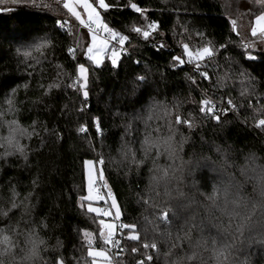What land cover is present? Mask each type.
I'll return each instance as SVG.
<instances>
[{
  "label": "trees",
  "instance_id": "1",
  "mask_svg": "<svg viewBox=\"0 0 264 264\" xmlns=\"http://www.w3.org/2000/svg\"><path fill=\"white\" fill-rule=\"evenodd\" d=\"M2 1L0 264H92L85 233L92 247H107L99 223L105 217L88 212L90 201L83 199L86 160L98 167L97 184L114 193L122 214L118 230L136 222V210L128 206L133 188L106 157L130 130L143 134L159 100L174 106L182 120L197 123L198 134L264 152V126H257L264 119V52L245 42L264 0H105L108 26L128 37L123 47L129 52L115 66L88 60L78 23L60 2ZM149 24L156 28L147 39L135 31ZM207 42L219 51L206 57L204 68L176 59L187 60L185 44L195 50ZM113 47L118 49L110 46V52ZM80 64L89 71L87 98L76 83ZM204 95L223 105L215 113L201 112ZM178 126L189 130L188 124ZM97 204L111 208V200ZM128 234L123 231L118 264H159L143 237L130 240Z\"/></svg>",
  "mask_w": 264,
  "mask_h": 264
},
{
  "label": "clouds",
  "instance_id": "2",
  "mask_svg": "<svg viewBox=\"0 0 264 264\" xmlns=\"http://www.w3.org/2000/svg\"><path fill=\"white\" fill-rule=\"evenodd\" d=\"M151 112L143 134L130 130L106 157L133 188L143 246L159 264H264V152L209 139L197 123L184 131L167 101Z\"/></svg>",
  "mask_w": 264,
  "mask_h": 264
},
{
  "label": "snow or ice",
  "instance_id": "3",
  "mask_svg": "<svg viewBox=\"0 0 264 264\" xmlns=\"http://www.w3.org/2000/svg\"><path fill=\"white\" fill-rule=\"evenodd\" d=\"M2 2V0H0ZM15 2V0H13ZM80 3L82 7L84 8L85 12L87 13L88 20L85 21L81 18L80 14L74 10V7L71 6L68 3L64 4V7L68 9L69 12L72 13L76 17L77 20L80 21L81 24L85 25L89 32L91 33V46L86 49V55L88 60L99 66L102 63L103 56L109 51V41L114 40L116 41V44H118L120 47L119 49L113 47V49L110 52L109 58L111 59L112 64L115 66L117 64V60L123 51V46L125 44V41L128 39L127 36L119 35L116 32L111 31L109 27L106 24H102L100 20V15L96 11V7H94V3L97 4L98 7L103 8L107 10L109 8V5L105 3V0H93V3H89V0H80ZM133 8L135 11L140 12L141 9L133 5ZM235 24V21L233 22ZM96 26V27H94ZM99 27L100 30L107 33V38L105 39H98L99 33L97 32L96 28ZM156 25L155 24H149L148 30L141 31L140 28H136L135 31L139 34H142L145 39L149 37L151 34V31L155 30ZM252 35L257 36L259 35L260 38L264 39V15L259 16L256 19V27L252 29ZM184 52L183 55L187 57V60L176 57L178 62L180 64L184 63H193L195 64L196 68L199 69L200 63L199 61H202L206 56L210 57L213 53L210 48L204 47L200 50H197L195 52L191 51L187 44L184 46ZM30 53H25V55H29ZM72 55H75V52H72ZM201 75L207 76L206 73H201ZM80 85L81 90H83V95L85 98L88 96V92L86 91L87 88V69L80 65L79 67V76L77 79V82ZM215 109V105L211 104L210 101L205 100L202 102L201 106V112L206 114H211ZM177 124L185 123L190 126V122L187 120H181L179 117H177L176 120ZM259 126H264V119H260L258 122ZM81 131H84V129H81ZM103 163L102 161L100 162ZM86 166L88 168V195L86 197H83L85 200L89 201H100L104 200L105 204H107L108 200H111V207L116 209L114 220L119 221L120 220V211L119 208L116 205L115 198L111 196V193L109 192L107 195V199L105 198V195L101 193L100 186L96 182V177L93 175L94 166L91 161L86 162ZM100 180H103V173H100ZM88 212L95 213L97 216H103V217H109L112 216V212L108 210L107 207L100 208V207H93L91 204L88 206ZM101 230H100V237L103 241V244L107 247L102 249H94L92 247V239L90 237V234L85 233L86 236H89V251L88 256L92 258V264H113V259L115 255H119L123 253V249L120 247V241L115 239L117 235V225L114 222H106L105 220L101 219L99 221ZM119 229L121 232L124 230H129V234L127 236V239L130 240H139V236L136 234L135 228L133 225L130 224H120ZM9 238L7 236L3 237L4 243H7ZM42 243V242H41ZM145 249L148 247L147 245L143 246ZM113 249L117 250L115 253H113ZM136 249H133V252H135ZM148 260H151V257H147ZM58 264H62V261L58 262ZM138 264H144V261L141 260L138 262Z\"/></svg>",
  "mask_w": 264,
  "mask_h": 264
},
{
  "label": "rangeland",
  "instance_id": "4",
  "mask_svg": "<svg viewBox=\"0 0 264 264\" xmlns=\"http://www.w3.org/2000/svg\"><path fill=\"white\" fill-rule=\"evenodd\" d=\"M57 2H60L62 5H63V8L68 12V14H69V17L70 18H72L73 20H75L78 24L76 25V27H77V36L80 38V41H83V39L85 38V55H86V49L88 48V47H90L91 46V43H92V40H91V33L89 32V30H88V28L85 26V25H83V24H81L80 23V21L79 20H77L76 19V17L74 16V15H72V13L71 12H69L68 11V9L67 8H65L64 7V4L65 3H68V4H70L71 6H73L74 7V10L76 11V12H78L79 14H80V16H81V18L83 19V20H85V21H87L88 20V16H87V13L85 12V10H84V8L82 7V5H81V3H80V0H56ZM7 2H9V1H7ZM5 3L6 2H0V4H4L5 5ZM89 3H93V0H89ZM106 3V2H105ZM262 3H264V2H262ZM107 4V3H106ZM94 7H96V11L99 13V15H100V20H101V22H102V24H106L107 26H108V24H107V22L105 21V19H104V17H103V12L105 11V9H103V8H100V7H98L97 6V4H95L94 3ZM261 15H264V12L262 13V14H260L259 16H261ZM258 16V17H259ZM257 17V18H258ZM256 18V19H257ZM94 27H96V26H94ZM109 27V26H108ZM254 27H256V20L254 21V24L253 25H249L248 26V28L246 29V32H247V34L249 33L250 35L248 36V37H246V43H250V45L252 46V49L253 50H257V51H263L264 52V39H262V38H260V36L259 35H257V36H253L252 35V29L254 28ZM96 30H97V32L98 31H101L102 32V34H104L105 35V32H103L102 30H100V28L99 27H97L96 28ZM237 31V30H236ZM103 35V36H104ZM103 36H100V35H98V39H104V37ZM205 47H207V48H210L211 50H212V52H214L215 53V55H217L218 53V51H219V49H217V48H214V47H212V45L209 43V42H207V45H205ZM204 48V47H203ZM200 49H202V48H197V49H195V50H192V49H190L191 51H193V52H195V51H197V50H200ZM217 50V51H216ZM121 54H122V52H121ZM120 54V56H119V58H118V60H117V64L119 63V60L121 59V57H122V55ZM108 55V56H107ZM87 56V55H86ZM109 56H110V51H108L104 56H103V58H102V63L99 65V66H101V65H103V63H105L107 60L108 61H110L111 62V59L109 58ZM107 57H108V59H107ZM207 57V56H206ZM206 57L202 60V61H199V63H200V67L199 68H204V66H205V63H206ZM112 63V62H111ZM92 64L93 65H95V66H97L96 64H94L93 62H92ZM80 65H83L86 69H87V84H88V67H87V65H85V64H80ZM80 65L78 66V70H77V72H78V76H79V67H80ZM193 65H195V64H193ZM196 67V66H195ZM83 91V90H82ZM86 91H87V88H86ZM88 161H91L92 162V164H93V166H94V171H93V175L96 177V182L98 183V181H99V171H98V167H97V165H96V163H95V161L94 160H86V162H88ZM86 162H85V164H84V166H85V181H86V196L88 195V168H87V166H86ZM89 201V200H88ZM116 201V200H115ZM99 201H90V204H91V206H93V207H99V205L97 204ZM116 205H117V207L119 208V211H120V220H121V217H122V214H121V210H120V207H119V205H118V203H117V201H116ZM109 211H111L112 212V216H109V217H105V219H103V220H105L106 222H114V223H116V225H117V231H118V222H120V220L119 221H115L114 220V216H115V212H116V209L115 208H109L108 209ZM94 249H102V248H105V247H102V248H98V247H93ZM89 251V250H88ZM92 259V258H91ZM61 261V260H60ZM59 261V262H60ZM62 264H64V262L62 261ZM114 264V263H113Z\"/></svg>",
  "mask_w": 264,
  "mask_h": 264
},
{
  "label": "built area",
  "instance_id": "5",
  "mask_svg": "<svg viewBox=\"0 0 264 264\" xmlns=\"http://www.w3.org/2000/svg\"><path fill=\"white\" fill-rule=\"evenodd\" d=\"M109 29H111L110 27H109ZM111 31H113L112 29H111ZM98 33H99V35L100 36H103L104 34H102V32L101 31H98ZM104 37V39L105 38H107V33H105V35L103 36ZM110 46H116V47H118V49H119V45L118 44H116V41H114V40H110L109 41V47ZM129 52V50L126 48V47H123V51H122V53H124V54H127ZM205 100H208V101H210L211 102V104H214L215 105V109H214V111L212 112V113H215L217 110H216V105H223V103L222 102H220V101H216L212 96H208V95H204V97H203V99H202V102L203 101H205ZM202 102H201V106H202ZM218 111H220L219 109H218ZM222 111H224V110H221L220 112H222ZM218 116H215V120L216 121H218ZM99 186H100V191H101V193H103L104 195H105V198L107 199V195H108V193L110 192L111 193V196L113 197L114 196V193L111 191V190H107V189H105V187L103 186V184L102 183H99L98 184ZM106 206H102L101 208H105ZM118 224H119V222H118ZM122 235H123V232H121L120 231V229L117 231V235H116V237H115V239H117V240H119V241H121V237H122ZM117 250H115V249H113V253H115ZM150 255H149V253H148V256L147 257H149ZM151 257V256H150ZM118 262H119V255H115L114 256V259H113V263L114 264H118Z\"/></svg>",
  "mask_w": 264,
  "mask_h": 264
},
{
  "label": "water",
  "instance_id": "6",
  "mask_svg": "<svg viewBox=\"0 0 264 264\" xmlns=\"http://www.w3.org/2000/svg\"><path fill=\"white\" fill-rule=\"evenodd\" d=\"M234 29H236V27H234Z\"/></svg>",
  "mask_w": 264,
  "mask_h": 264
}]
</instances>
